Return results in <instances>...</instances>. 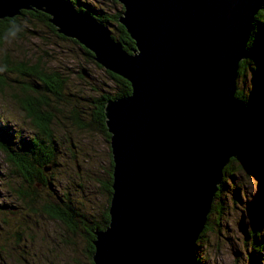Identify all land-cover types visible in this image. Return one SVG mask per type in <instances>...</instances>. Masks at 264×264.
<instances>
[{
  "label": "water",
  "instance_id": "water-1",
  "mask_svg": "<svg viewBox=\"0 0 264 264\" xmlns=\"http://www.w3.org/2000/svg\"><path fill=\"white\" fill-rule=\"evenodd\" d=\"M119 1L131 51L68 0H0V17L49 12L131 83L104 104L112 191L106 227L92 230L93 264H194L223 167L245 137L236 77L263 0Z\"/></svg>",
  "mask_w": 264,
  "mask_h": 264
},
{
  "label": "rangeland",
  "instance_id": "rangeland-1",
  "mask_svg": "<svg viewBox=\"0 0 264 264\" xmlns=\"http://www.w3.org/2000/svg\"><path fill=\"white\" fill-rule=\"evenodd\" d=\"M80 1L110 14L121 6L114 0ZM105 24L116 33L113 22ZM33 25L35 30L30 29L16 39L7 38L5 48L0 47V50L7 49L18 59L33 61V57L39 58L45 67H57L67 76L63 88L67 95L58 100L61 110H56L52 123L56 150L47 173L56 192L50 190L49 195L57 199L66 194L73 204L81 209L90 206L91 212L97 215L106 198L100 180L109 178L108 173L111 176L113 169L110 141L93 122L89 128L77 126L71 110L72 107L79 109L82 119L90 121L93 97L102 92L114 93L117 82L107 68L82 53L72 36H57L43 22ZM5 73L17 77L15 71L6 70ZM9 82L8 89H0V126L5 130V137L18 145L34 134V126L11 94L17 82ZM252 83V73L246 63L237 73L236 88L247 94L253 88ZM52 104L57 105L56 102ZM13 167L0 149V264H85L87 239L83 233H72L61 220L25 208V202L16 194V187L22 180ZM227 174L220 195L214 198L216 207L207 214L205 231L196 240L194 264H249L247 255L251 239L246 233L257 217L264 218V192L257 178L244 169L232 167ZM258 230L263 240L260 251L263 264L264 226ZM18 231L20 235L16 234ZM65 238H72L73 242Z\"/></svg>",
  "mask_w": 264,
  "mask_h": 264
},
{
  "label": "trees",
  "instance_id": "trees-1",
  "mask_svg": "<svg viewBox=\"0 0 264 264\" xmlns=\"http://www.w3.org/2000/svg\"><path fill=\"white\" fill-rule=\"evenodd\" d=\"M77 9L89 11L96 19L105 23L113 22L116 33L111 32V36L116 39L126 50L131 51L135 42L129 35L126 27L119 20L122 4L117 11L108 13L97 10L93 5L82 3L80 0H68ZM120 2L114 0V2ZM264 0L261 6L253 15L251 30L246 41V56L239 61L238 72L244 65H248L252 73L253 88L247 94L240 88H236L235 95L245 104L244 130L245 137L241 142L237 153L229 158V161L223 167L221 181L211 201L210 210L216 207L214 198L220 195L224 186L225 176H228L229 169H244L253 174L264 192ZM51 14L37 7H20L18 13L0 17V47L5 48L6 29L13 20L23 25V31L18 37L28 33L30 29L35 30L34 23L43 22L57 36L66 37L62 32L57 31L56 26L49 18ZM76 42L78 48L89 58H94L93 52L87 46L82 44L77 38L71 37ZM9 50H0V65H6L8 71H15L17 77L0 73V89L6 90L9 87V80H15L11 94L19 102L25 115L34 126V134L25 138L18 145H14L10 139L5 137V130L0 126V149L5 152L6 158L14 165L13 170L17 176L21 177V184L16 187L17 197L21 198L26 204L25 208L42 211L50 218L61 220L66 228L72 233H83L87 239L85 250L87 252L86 263L93 264L92 253L94 244L92 242L96 228L102 229L108 223L109 212L108 205L111 196V176L105 180H100L105 188V205L100 209L97 215L88 209L72 203L70 198L65 195H59L57 199L49 195L50 190L56 192L51 183L47 168L54 161L55 144L53 140L52 123L55 121L56 110L60 109L58 100L67 95L63 92L67 76L60 69L54 66L45 67L39 58L33 61L30 59H18L9 54ZM98 65H101L96 61ZM111 77L117 82V89L114 93L102 92L93 97V111L90 115V121L82 119L79 109L73 108L71 116L73 122L80 128H89L91 122L102 131L104 137L109 139L104 115V104L110 97L122 96L131 92V83L124 76L107 69ZM86 73L85 69H81ZM57 103V105L52 103ZM61 110V109H60ZM112 165V164H111ZM230 174V173H229ZM51 193V192H50ZM65 197V198H64ZM80 203V200L78 201ZM93 207V205H92ZM24 212V211H23ZM89 213V216L86 215ZM210 214V213H209ZM24 215H26L24 213ZM209 217V215H208ZM207 217V220H208ZM207 220L199 236L203 234L207 226ZM264 226V218L257 217V220L247 229L246 236L251 239L250 252L247 255L249 264H262L260 259L263 255V240L259 237V230ZM24 227V226H23ZM22 229V224L21 228ZM29 231V230H28ZM31 232V231H29ZM20 231L16 234L20 235ZM67 242H73L72 238H65ZM194 260L196 261L195 257ZM75 261V259H74ZM264 264V263H263Z\"/></svg>",
  "mask_w": 264,
  "mask_h": 264
},
{
  "label": "clouds",
  "instance_id": "clouds-1",
  "mask_svg": "<svg viewBox=\"0 0 264 264\" xmlns=\"http://www.w3.org/2000/svg\"><path fill=\"white\" fill-rule=\"evenodd\" d=\"M23 30V25L13 20L9 23L5 32V36L8 39H16ZM6 70V65H0V73L5 72Z\"/></svg>",
  "mask_w": 264,
  "mask_h": 264
}]
</instances>
